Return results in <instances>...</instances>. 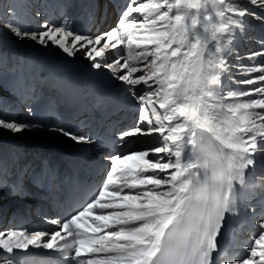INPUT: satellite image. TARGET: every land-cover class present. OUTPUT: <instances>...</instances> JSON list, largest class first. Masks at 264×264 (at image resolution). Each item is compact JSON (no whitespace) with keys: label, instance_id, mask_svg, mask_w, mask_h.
<instances>
[{"label":"snow or ice","instance_id":"1","mask_svg":"<svg viewBox=\"0 0 264 264\" xmlns=\"http://www.w3.org/2000/svg\"><path fill=\"white\" fill-rule=\"evenodd\" d=\"M136 3L137 6H133L130 0L120 13L117 25L94 37L74 35L63 27L47 25L39 33L29 32L9 23V30L21 40H32L44 46L51 42L69 57L83 49L84 57L94 69H110L115 78L128 86H146L139 95L129 88L138 103L151 105L150 109L143 106L141 109V120L146 127L137 126L122 132L120 139L155 133L160 137V144L151 148V158L149 150L111 156L110 173L97 196L65 222L51 220L60 230L50 234L46 230L31 234L23 230L0 233V252L5 256L0 264H16L12 258L15 250L27 251L30 246L57 251L70 249L75 264H214L213 253L218 251L217 237L226 214L238 211L236 185L245 183V170L254 165V154L258 150L264 152V98L250 96V92H255L264 97V51L250 54L253 60L260 56L262 66L244 69L259 75L234 81L254 85V88L228 89L222 93V76L232 70L226 57L232 55L233 39L237 32L245 30V17L264 23V0H247V3L211 0L222 22L223 41L218 58L207 65L201 59V45L194 43L190 36V32L195 31L199 13L206 12L209 6L204 0H136ZM173 8L177 9L174 16L170 15ZM191 12H196L197 16L191 18L190 29ZM133 13L145 15L137 22ZM102 41L106 42L102 44ZM261 43L264 48V41ZM121 44L127 46L129 61H147L149 56L153 57L145 65L146 72L135 63L121 64L120 58L113 63L97 59L110 45L117 48ZM151 46L154 47L149 50ZM118 70L121 71L117 76ZM138 72L141 74L133 78ZM203 76L218 90L225 115L208 126L211 138L200 140V151L208 161L205 172L200 174L197 165L181 163L177 149L181 136H187L195 147V131H190L183 122L172 123L176 108H172L171 113H161L156 105L166 109L172 97L179 95L182 89L188 90L193 77L198 81ZM257 80L261 83L257 84ZM150 81L156 85L154 89ZM239 97L249 99L239 102ZM226 98H232L233 102H226ZM31 127L33 125L28 123L0 119V128L14 133ZM59 131L73 141L90 142V138L71 129ZM149 172L153 174H144ZM260 229L249 258L237 260L235 264H264V220L260 221ZM61 230L73 237L71 243L57 245L58 238H64ZM45 236L49 237L47 241ZM256 257L259 259L254 260ZM29 264L48 262L33 259Z\"/></svg>","mask_w":264,"mask_h":264},{"label":"bare ground","instance_id":"2","mask_svg":"<svg viewBox=\"0 0 264 264\" xmlns=\"http://www.w3.org/2000/svg\"><path fill=\"white\" fill-rule=\"evenodd\" d=\"M118 1L122 2L125 8L130 2V0ZM2 2L4 7L0 10V119L9 122H24L33 125V127L19 133L0 128V204H12L15 200L17 191L21 187V184L18 183L22 179L19 170L27 167L28 160L25 156L29 154L30 149H32L31 146L39 151L43 150V152L46 149L48 151L46 153L66 151L69 154L77 155L79 160H83V163L89 157H92L93 160H89V163L96 162L98 171L103 172L105 175V177H101L102 180L105 178L101 183L103 184L110 173L111 162L109 158L114 155L113 152L110 149H95L98 146L94 138L90 142H76L62 135L59 130L64 127L65 129H71L78 135H82V131L74 129L78 127L76 111L70 108L71 104L79 103L82 100L81 96L77 95L78 91L83 92L84 97H87L92 105L104 103V97H108L115 102L117 108L118 106L135 108L137 111L136 120L127 130L137 126L146 127L145 122L141 120V109L142 106L150 109L151 105H147L146 102L143 105L138 103L129 90L131 87L139 95L146 90V86H128L115 78L110 69H94L91 62L84 57L83 49L76 56L69 57L62 49L51 42L44 46L32 40H21L9 30L8 25L12 23L18 25L22 30L29 32L34 30L33 32L36 33L45 30V25L63 27L65 31H71L74 35L83 34L94 37L115 27L120 19L121 12L113 7V0H26L25 2L22 0H0V3ZM143 2H147V0H143ZM204 2L209 5L207 11L199 13L195 31H191L190 36L194 43L201 45V59L207 65L209 61L218 58V49L223 41V33L221 31L222 22L216 16L211 0H204ZM240 2L247 3V0H240ZM91 3L97 8V19L92 27L89 25V28L85 30L86 22L83 17L86 11L92 9ZM133 6H137L136 0H133ZM256 10L259 11V9ZM175 14H177V9L173 8L170 15L174 16ZM144 15V13H133V16L138 18L137 22H140V18ZM196 16V12L189 13L188 23L190 29L192 28L191 18ZM244 19L246 23L245 30L247 29L249 34H246L244 30L241 35L236 33L233 39L231 45L232 55L227 59L233 60L237 56L239 57L232 64L231 72L222 76V93L228 89H253L254 85L237 84L234 81L257 77V74L249 73L244 69L251 66H262L259 64L261 57L256 56L253 60L250 54L262 50V45L256 43L264 38L259 32L254 33L256 36L254 38L253 31L255 28L252 27V23L255 22L256 25L258 23L264 25V23L251 17H245ZM98 23H102V25L99 26ZM104 42L106 41H102V44ZM69 43H71V37H69ZM253 45L257 48L261 46L260 50L249 51ZM153 47L151 46L149 50H152ZM239 49L241 51H238ZM34 51H36L35 54ZM136 51H141V49H136ZM117 58H120L121 64L124 62L135 63L144 72L147 71L145 65L153 59L149 56L147 61H129L126 44H121L117 48H112L110 45L108 49H105L104 55L97 59L102 62L113 63ZM120 71H117V76ZM123 71L126 72V70ZM140 74L139 72L134 73L133 78H137ZM149 83L152 89L156 87L154 82L150 81ZM256 83L259 84L260 81L257 80ZM78 87L82 89H78ZM33 91H35L34 94H32ZM217 91L206 76L201 77L198 81L193 77V83L186 92L182 89L179 95L172 97L166 109H159L157 104V111L171 113L172 108H176L177 113L175 120L172 122L173 124L177 121L183 122L184 126L188 127L190 131H195V135L200 140L202 137L208 138L211 137L208 126L225 115L221 110L224 102L220 101ZM250 96L259 98V93L250 92ZM9 99L17 102V106L13 105V102L7 103ZM248 99L249 97L238 98L239 102H247ZM226 102H233V99L226 98ZM77 110H81V108ZM108 128L114 130L111 125H108ZM125 142L131 144L130 151L125 154H131L143 150L150 151L151 148L160 144V137L158 134L153 133L151 135L138 134L132 137H124L123 140L118 139L116 141L109 139L110 146L113 148L121 143L116 150V154H124L122 148ZM177 149L181 153L179 159L182 164L197 165L199 167V145L193 147L187 136H181L177 142ZM152 155L150 151V158ZM103 157L104 159L101 160ZM258 158L261 159V154L258 155ZM8 165L9 172H6L5 167ZM251 167L254 166H249L245 170V179ZM191 170L190 168L189 171ZM171 171L174 170H169V172ZM144 174L152 175L153 173ZM13 175L16 176V179ZM257 180L260 184H264V174L258 175ZM250 182L248 180L249 186H253L250 185ZM240 186L239 184L236 185L237 209L243 217L249 215V222H255L258 227L256 231H260V221L264 220V214L257 210L258 200L244 192L245 197L243 200L246 203L243 200L240 203L238 198L239 195L241 196L238 193ZM124 191L129 190L125 189ZM3 197L7 198L4 199ZM0 210H7V208L2 206ZM10 219V215H7L4 221ZM229 219L230 214L224 223L226 227L221 243L218 245V251L213 253L214 264H235L237 260L249 258V251L254 247L255 240L250 238H245L239 244L232 243L231 234L226 235L227 230L231 227ZM0 221L3 220L0 219ZM239 221L241 227L239 233L245 234L246 232L248 235L249 230H245L248 228V224L241 219ZM3 226L6 228L7 223H4ZM10 230L15 229L10 228ZM56 230H60L59 225H56ZM61 235L64 238H58V240L64 243L72 242L73 237L65 234L62 230ZM48 238L45 237L44 240L47 241ZM232 249H235L233 253ZM71 251L70 249H64L61 252L63 255L61 260L67 261L68 264L75 263L71 258ZM22 255L34 258L50 255L56 257L54 249L30 246L27 251L15 250L12 258L16 261V264H19L18 258ZM3 258H5L4 253L0 252V259ZM82 258L86 259L87 257ZM253 259L258 260L259 258ZM29 262L26 258V264H29Z\"/></svg>","mask_w":264,"mask_h":264},{"label":"rangeland","instance_id":"3","mask_svg":"<svg viewBox=\"0 0 264 264\" xmlns=\"http://www.w3.org/2000/svg\"><path fill=\"white\" fill-rule=\"evenodd\" d=\"M22 1L25 2L26 0H22ZM1 7H2V8H1ZM3 7H4V6H0V10H2ZM33 31H34V30H31L30 32H33ZM4 39H6V38H4ZM4 39H3V41H4V43H5V40H4ZM4 43H2V44H4ZM262 49H263V48H262ZM35 53H36V51H34V54H35ZM34 93H35V91H33L32 94H34ZM11 101H12V99H9V101H8L7 103H9V102L12 103L14 100H13L12 102H11ZM6 180H8V179H6ZM18 183L21 184V186H22V184H25V183H24V178L22 177V179H21ZM3 198L6 199L7 197H3ZM3 201H4V200H3ZM254 240H255V239H254Z\"/></svg>","mask_w":264,"mask_h":264}]
</instances>
